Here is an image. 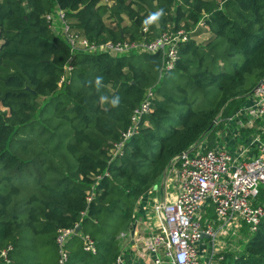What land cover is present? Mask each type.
Segmentation results:
<instances>
[{"label": "trees", "instance_id": "1", "mask_svg": "<svg viewBox=\"0 0 264 264\" xmlns=\"http://www.w3.org/2000/svg\"><path fill=\"white\" fill-rule=\"evenodd\" d=\"M47 15L90 44L180 30L189 41L160 74L159 54L72 49ZM263 77L264 0H0V264H59L47 249L77 227L65 264H116L120 235L166 165L195 143H220L215 133ZM149 89L151 112L113 159ZM240 134L264 140L255 128ZM243 234L242 250L215 264H264V218Z\"/></svg>", "mask_w": 264, "mask_h": 264}, {"label": "built area", "instance_id": "2", "mask_svg": "<svg viewBox=\"0 0 264 264\" xmlns=\"http://www.w3.org/2000/svg\"><path fill=\"white\" fill-rule=\"evenodd\" d=\"M46 18L53 24L51 15ZM62 18L63 14L59 12L58 19ZM67 30L64 27L72 49L78 44L87 52L159 54L160 74L175 69L179 45L189 41L186 33L180 30L162 33L151 41H108L96 45L78 40L76 35H68ZM70 70V66L65 67L66 72ZM63 81L64 77L59 85ZM151 91L148 90L144 101L134 110L122 141L115 144L113 159L122 156L124 144L138 133L141 117L151 112ZM258 120H264V77L247 97L245 105L228 118V128L232 126V130L240 133V130L251 129ZM260 142L257 135L234 153L226 150L224 144L216 143L210 150H203V144H200L173 160L167 169L163 201L148 198L156 221L143 241L150 264H214L223 260L222 251L229 238L240 235L242 228L249 233L256 231L264 218V199H261L264 193V144ZM253 147H257L258 156L250 154ZM168 184L172 192L165 191ZM208 210L213 211L214 219L206 217ZM74 232L61 231L58 241L62 243L64 237L75 235ZM124 236L120 235L121 238ZM83 244L86 252L95 253L88 236L83 237ZM6 256V251L0 253L3 259ZM66 260L67 254L60 251L59 264H65ZM116 264H123L120 256Z\"/></svg>", "mask_w": 264, "mask_h": 264}, {"label": "crops", "instance_id": "3", "mask_svg": "<svg viewBox=\"0 0 264 264\" xmlns=\"http://www.w3.org/2000/svg\"><path fill=\"white\" fill-rule=\"evenodd\" d=\"M225 124L228 125V119H227ZM254 128L257 130H260L261 133H264V120L256 121L255 125L251 129H254ZM245 130H247V129H245ZM222 133H224V135L222 138H220V144H224V148L226 150L229 149L232 145L245 147L251 141V136H248L245 139H243L242 135L239 132L236 133V131L232 130V126L229 128H228V126H227V128L224 127ZM255 136H257V135H255ZM260 143L264 144V140L262 139ZM237 149L238 148H236V150ZM250 154L254 155L253 152H251ZM256 155H257V153H256ZM170 186L168 184V187H167V189L165 188V191L170 192L171 191V190H169ZM154 192H155L154 190H153V192H151L150 197L152 199H155L158 201L160 199V192L158 191V193H159L158 196L157 195L154 196L153 195V194H155ZM164 195H166V193H164ZM149 204H150V201H142V203L140 201L138 203V205H136V210L138 211V215L135 217L136 227H135L134 234L131 235L130 231H129L121 239L120 257L122 258L123 264H150V259L146 256L145 249L143 247V241L147 237L148 231L149 230L151 231V226L148 228V227H146V223H145V218L148 219L149 218L148 214L152 211L151 210L152 207ZM148 207L150 208V211H149ZM124 243L126 246L123 245ZM148 259H149V261H148Z\"/></svg>", "mask_w": 264, "mask_h": 264}, {"label": "rangeland", "instance_id": "4", "mask_svg": "<svg viewBox=\"0 0 264 264\" xmlns=\"http://www.w3.org/2000/svg\"><path fill=\"white\" fill-rule=\"evenodd\" d=\"M104 2H106V0H103ZM52 25L56 28V30H58L59 32H61V33H63L64 32V28L57 22V20L55 19V20H52ZM206 37H208V35L206 36V35H204L203 37H201L200 39H199V41L200 42H202V41H204L203 39H205ZM0 109H1V107H0ZM227 124H225L224 125V127L225 128H227ZM223 127V128H224ZM223 128H220L216 133H215V138L214 139H216V141H218V140H220L219 139V136H221V137H223V135H222V131H223ZM226 133V132H225ZM217 142H215V144H216ZM236 148H240V146H237V145H232L229 149H227V150H229V152H236ZM169 164V163H168ZM168 164L166 165V167H165V169L163 170V172L166 170V177H165V179L163 180V185L164 184H166V181H167V177H168ZM162 172V173H163ZM172 176V175H171ZM170 175H169V177H171ZM161 181H162V179L160 178V180H159V184L161 183ZM169 190H171V187H169ZM150 192H153V190H150ZM150 192H148L147 194H145L142 198H141V203H142V201H149V199L151 198L150 197V195H149V193ZM155 194H153L154 196L155 195H157L158 196V191H155L154 192ZM147 195H149V197L147 196ZM149 198V199H148ZM148 209H149V211H150V208L148 207ZM137 211V210H136ZM134 212V216H133V218H135L137 215H138V211L137 212ZM207 216L206 217H208V218H212V219H214L215 217H214V213H213V211L212 210H208V211H206V213H205ZM149 218L148 219H146L145 218V223H146V227H150L151 225H153L154 224V217H153V214L150 212L149 214ZM133 223H135V221L133 222ZM244 229V230H243ZM244 231H246L245 230V228H242L241 229V231H240V235H238L237 237H235V238H229L227 241H226V245H225V248H224V250L222 251V254L224 255V254H227V253H231L232 251H237V253L238 252H240L241 250H242V241H244L245 242V239H246V237H244V234H243V232ZM60 236H62L61 234H57V236H56V239H53V242H52V244L48 247V249H47V260H49L50 261V258H53L52 259V261L51 262H53V263H58V260L60 259V251H64L66 254H67V252H68V241H69V236H66V237H64V239H63V241H62V243H60L59 241H58V238L60 237ZM52 237H54V236H52ZM120 239H122L121 237H120ZM120 245H121V242H120ZM124 246H126L125 245V243L123 244ZM148 261H149V259H148ZM218 262V261H217ZM216 262H214V264H215Z\"/></svg>", "mask_w": 264, "mask_h": 264}, {"label": "water", "instance_id": "5", "mask_svg": "<svg viewBox=\"0 0 264 264\" xmlns=\"http://www.w3.org/2000/svg\"><path fill=\"white\" fill-rule=\"evenodd\" d=\"M259 83H260V81L257 83V85L253 88V90L259 85ZM253 90L251 91V93L253 92ZM251 93H249L248 95H247V97L251 94ZM222 111V110H221ZM221 111H220V113L218 114V116L212 121V123L210 124V126H209V128L205 131V133L201 136V138L212 128V127H214L215 125H217L218 124V122L220 121V116H221ZM197 145V143H195L190 149H188V150H186V151H184V152H182V153H180L179 155H177V157L176 158H179V157H181L182 155H184V154H186V153H188L190 150H192L195 146ZM175 159V158H174ZM173 159V160H174ZM173 160H171L170 162H169V164H168V166L173 162ZM165 177H166V170L163 172V174H162V177H161V179H162V181H161V183L159 184V185H155L154 187H153V190L154 191H159L160 192V201L162 202L163 201V191H164V185L162 184L163 183V180L165 179ZM135 227H136V223H133L132 224V227H131V230H130V234L131 235H133L134 234V231H135ZM79 230H80V227H77L76 229H75V235L79 232Z\"/></svg>", "mask_w": 264, "mask_h": 264}, {"label": "clouds", "instance_id": "6", "mask_svg": "<svg viewBox=\"0 0 264 264\" xmlns=\"http://www.w3.org/2000/svg\"><path fill=\"white\" fill-rule=\"evenodd\" d=\"M158 15H159V13H157V16H158ZM152 19H153V20L156 19V16H153Z\"/></svg>", "mask_w": 264, "mask_h": 264}]
</instances>
